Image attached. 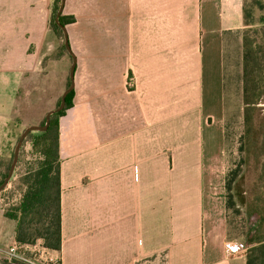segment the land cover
I'll return each instance as SVG.
<instances>
[{
    "label": "crops",
    "instance_id": "crops-1",
    "mask_svg": "<svg viewBox=\"0 0 264 264\" xmlns=\"http://www.w3.org/2000/svg\"><path fill=\"white\" fill-rule=\"evenodd\" d=\"M54 2L0 0V133L19 92L50 105L42 119L55 109L75 60L58 123L61 250L20 251L53 264H246L224 252L245 226L244 0H65L73 58L50 28ZM14 230L0 210V264H26L9 259Z\"/></svg>",
    "mask_w": 264,
    "mask_h": 264
},
{
    "label": "trees",
    "instance_id": "trees-1",
    "mask_svg": "<svg viewBox=\"0 0 264 264\" xmlns=\"http://www.w3.org/2000/svg\"><path fill=\"white\" fill-rule=\"evenodd\" d=\"M60 0H55L50 19V28L62 38V31L54 19ZM256 8L260 11L257 16ZM242 33V102H243V145L249 143L255 122V111L264 98V5L260 1L252 4L243 2ZM257 16V17H256ZM59 22L67 26L73 18L60 16ZM255 27V28H253ZM60 51L66 53L64 45ZM70 81L67 83L69 86ZM73 90L67 95L64 109L52 115L47 129L32 132L25 139L31 150L26 156L23 145L18 162L7 187L0 193L4 218L15 223L14 242L18 248L33 247L37 243L49 252H60L61 209H60V117L72 107ZM60 102V101H59ZM57 103V106L59 105ZM56 106V107H57ZM264 122V120H262ZM43 120L40 126H43ZM13 158V155H12ZM12 160V159H11ZM0 185L5 179L10 164L0 165ZM248 231L246 237V264H264V221Z\"/></svg>",
    "mask_w": 264,
    "mask_h": 264
},
{
    "label": "rangeland",
    "instance_id": "rangeland-1",
    "mask_svg": "<svg viewBox=\"0 0 264 264\" xmlns=\"http://www.w3.org/2000/svg\"><path fill=\"white\" fill-rule=\"evenodd\" d=\"M245 1L247 4H252L255 0ZM256 1H260L264 5V0ZM255 13L258 16L260 11L256 8ZM262 14L264 15V10ZM19 95V102L15 108V117L0 133V165L2 166L8 162L11 164L15 145L23 130L30 126H40L44 120L42 119L44 112L50 107L49 104L41 102L27 104L23 102L22 92H19ZM255 116L251 133L252 139H250L249 143L243 145V121H241L238 129L237 136L240 135L239 139L236 140L244 148L240 155V175L234 185L235 200L240 207L241 218L245 222V226L239 227L241 228L239 241L243 243L242 235L246 231L252 230L254 226H259L260 218L264 221V122H262L264 120V98L263 104L258 106L255 111ZM22 145L28 157L31 146L29 143ZM0 170H2L1 167ZM2 205L3 195L0 196V207Z\"/></svg>",
    "mask_w": 264,
    "mask_h": 264
},
{
    "label": "water",
    "instance_id": "water-1",
    "mask_svg": "<svg viewBox=\"0 0 264 264\" xmlns=\"http://www.w3.org/2000/svg\"><path fill=\"white\" fill-rule=\"evenodd\" d=\"M64 3H65V0H60V4H59L58 10H57L56 15H55L54 23L62 31L63 38H64V48L67 51V53L73 58V55L71 54V51H70V48H69V45H68L67 33H66V30H65V27L62 26L60 24V22H59V18L61 16ZM74 67H75V60L73 58L72 65H71V68L69 70V81H70L69 86L64 90L63 94L61 95L59 105L55 109L49 111L45 115V118H44L45 123H44V125L43 126H30V127H27L20 134V136H19V138L17 140V143L15 145L14 151H13V158H12L8 173H7L6 177H5V179L3 180L2 184L0 185V193L7 187L9 181L11 180V178L13 176L15 167H16L17 162H18L19 151H20V149L22 147L23 142L27 138V136L30 133H32V132H43V131H45L47 129L48 125H49L51 116L61 112L64 109L66 97L73 90Z\"/></svg>",
    "mask_w": 264,
    "mask_h": 264
},
{
    "label": "built area",
    "instance_id": "built-area-1",
    "mask_svg": "<svg viewBox=\"0 0 264 264\" xmlns=\"http://www.w3.org/2000/svg\"><path fill=\"white\" fill-rule=\"evenodd\" d=\"M133 85H134L133 79H129L128 87L132 88ZM246 250H247V246L243 242H225L224 243V252L229 257H234V256L245 254ZM8 256L11 261L23 262L26 264H53L54 263L53 261H50V260H43L41 255L37 251H34L29 256V258H27L25 256V253L21 252L20 248H18L16 244L9 249Z\"/></svg>",
    "mask_w": 264,
    "mask_h": 264
}]
</instances>
